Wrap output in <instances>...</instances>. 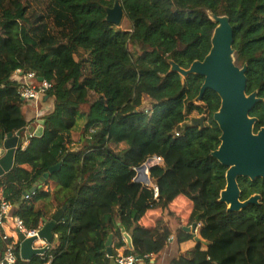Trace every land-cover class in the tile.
<instances>
[{
    "label": "trees",
    "instance_id": "obj_1",
    "mask_svg": "<svg viewBox=\"0 0 264 264\" xmlns=\"http://www.w3.org/2000/svg\"><path fill=\"white\" fill-rule=\"evenodd\" d=\"M116 1L0 0V145L35 120L16 71L51 83L39 101L51 103L42 132L19 143L13 168L0 176V203L11 202L28 229L53 214L52 199L57 209L67 206L46 253L26 261L17 250V264H116L126 238L125 253L147 262L173 244L177 254L167 264H264V178H238L241 200L257 194L258 203L231 211L221 201L228 168L212 154L221 144L214 119L221 97L207 89L198 99L205 77L173 66L204 60L217 17L227 18L233 61L246 67L247 94L260 99L250 112L258 132L264 0H118L129 29L107 20ZM193 114L206 116L203 126L192 123ZM153 156L163 159L150 169L158 198L134 181L135 168ZM179 196L186 197L188 223L172 231L165 216ZM191 224L200 225L198 240L187 231ZM5 246L0 238V253Z\"/></svg>",
    "mask_w": 264,
    "mask_h": 264
},
{
    "label": "water",
    "instance_id": "obj_2",
    "mask_svg": "<svg viewBox=\"0 0 264 264\" xmlns=\"http://www.w3.org/2000/svg\"><path fill=\"white\" fill-rule=\"evenodd\" d=\"M123 18H126L125 11L120 1L117 0L113 7L107 9V20L118 26ZM217 21L219 25L212 39L213 46L204 60L193 62L187 69L177 64L173 66L183 76L196 73L205 77L198 99H202L207 89L216 91L221 97V106L214 114V119L222 131L221 144L212 154L228 168L227 184L221 192V201L228 205L229 210L238 211L250 204L258 203L260 199V196L255 194L247 200H241L238 178L241 176L252 180L259 177L264 178V126L258 132H254L257 118L251 117L250 112L260 99L254 92L247 94L246 67L241 68L233 61V28L227 18L217 17ZM205 119L206 116L202 115L193 117L191 121L196 126H203ZM22 132L23 129L6 135L0 152L2 155L0 176L13 168ZM153 160H155L154 157H150L139 166L137 175L143 174L147 166L151 167ZM58 168L60 165L52 167L50 172L45 173L31 192H35L49 177V174ZM66 209L67 206H63L57 209L50 218H43L44 224L37 235L27 237L24 233H19V254L23 260L28 261L36 255L46 253L55 238V227L63 219ZM195 230L196 224H193L192 228H187V231L193 233ZM39 238L45 240L47 244L42 247L34 245ZM198 239L199 237H196V240ZM112 243L113 234H110L105 243V251L110 257L113 254Z\"/></svg>",
    "mask_w": 264,
    "mask_h": 264
},
{
    "label": "built area",
    "instance_id": "obj_3",
    "mask_svg": "<svg viewBox=\"0 0 264 264\" xmlns=\"http://www.w3.org/2000/svg\"><path fill=\"white\" fill-rule=\"evenodd\" d=\"M20 70H17L14 74V80H17L19 83V94L23 100L28 102L38 103L43 96H45L46 91L51 88V83L46 80H39L36 77V73L31 71L23 76L19 75ZM30 136V135H29ZM0 153V158H1ZM155 160L151 162L152 166L156 164H163V159L158 156H153ZM151 166V167H152ZM151 167H146L145 171L141 175H137L138 171L136 170V175L134 181L142 183L145 186H148L154 190V197L158 198L159 188L154 183V179L151 177L150 169ZM153 182L152 186H149ZM29 193L23 195V198H28ZM14 205L7 201L2 200L0 203V238L6 242L5 249L0 253V264H17L19 251L20 240L19 233H24L27 237L35 236L38 234V231L42 228L44 222L41 221L37 229H28L23 222V220L11 213ZM197 230V225H196ZM195 230V233H196ZM56 236V234H55ZM172 239V238H171ZM47 243L45 240L40 239L35 241L34 245L38 247L45 246ZM51 245V244H50ZM50 247V246H49ZM143 260L141 257L135 254H126L125 252L118 253L116 257V264H142Z\"/></svg>",
    "mask_w": 264,
    "mask_h": 264
},
{
    "label": "rangeland",
    "instance_id": "obj_4",
    "mask_svg": "<svg viewBox=\"0 0 264 264\" xmlns=\"http://www.w3.org/2000/svg\"><path fill=\"white\" fill-rule=\"evenodd\" d=\"M120 27L122 29H129L130 28V23L126 18H123V20L121 21V23L117 26ZM41 102V101H40ZM27 106V104H26ZM193 117H201L198 116L197 114H193ZM80 122V120L78 121V123ZM153 182L151 180V183L149 184V186H152ZM184 199H180L179 201L176 200V206L172 209V211H170V213H168V215L165 216V222L167 221V225H169L171 227L172 231H176L177 228L184 226L188 223V214L186 213L185 209H187V205H186V197L182 196ZM181 197V198H182ZM183 200V201H182ZM150 220L147 222L149 223ZM193 224L189 225V228H192ZM199 229H200V225L197 226V230H196V236L199 237ZM173 238V237H171ZM171 240V239H170ZM169 247L164 251V254H162V256L160 257H156L155 255H152L150 257V262L147 261H143L142 264H167L173 256H175L177 254V247L175 245L172 244H168Z\"/></svg>",
    "mask_w": 264,
    "mask_h": 264
},
{
    "label": "crops",
    "instance_id": "obj_5",
    "mask_svg": "<svg viewBox=\"0 0 264 264\" xmlns=\"http://www.w3.org/2000/svg\"><path fill=\"white\" fill-rule=\"evenodd\" d=\"M44 98L46 99L47 97H44ZM50 107H51V103H48V104H43V103L41 104L40 102H38V103L28 102L27 103L26 112L28 114V117L34 118L35 120L32 123L28 124L23 129V132L20 136L19 143H21L23 141L25 143V145H27L29 142L28 141L29 134H31V133L40 134L42 132V119H41V117L44 113H46L50 109ZM1 149H2V145H0V152H1ZM181 197L182 196H179L177 198V200L179 201L180 199H184L183 197L182 198ZM52 203L55 206L54 210H53V213H54L57 210L58 203L55 199H52ZM50 217H48V218H50ZM195 243H196L195 239L188 240V241L181 244V249L183 251L188 250L189 248L193 247L195 245ZM128 244H130V239L126 238L125 239V246L118 249V253L125 252V250L128 248Z\"/></svg>",
    "mask_w": 264,
    "mask_h": 264
}]
</instances>
